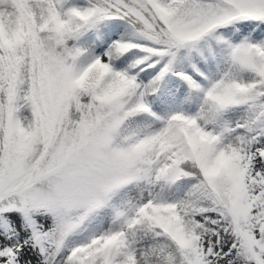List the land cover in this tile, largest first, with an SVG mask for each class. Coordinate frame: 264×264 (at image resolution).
I'll list each match as a JSON object with an SVG mask.
<instances>
[{"label": "snow or ice", "instance_id": "1", "mask_svg": "<svg viewBox=\"0 0 264 264\" xmlns=\"http://www.w3.org/2000/svg\"><path fill=\"white\" fill-rule=\"evenodd\" d=\"M0 264H264V0H0Z\"/></svg>", "mask_w": 264, "mask_h": 264}]
</instances>
